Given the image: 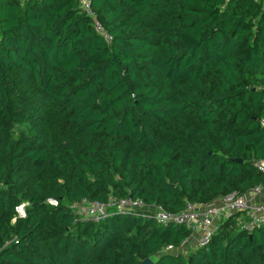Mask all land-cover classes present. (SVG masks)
<instances>
[{
	"label": "trees",
	"instance_id": "trees-1",
	"mask_svg": "<svg viewBox=\"0 0 264 264\" xmlns=\"http://www.w3.org/2000/svg\"><path fill=\"white\" fill-rule=\"evenodd\" d=\"M92 10L110 43L78 0H0V264H264V226L230 218L207 246L161 253L192 231L71 209L130 196L176 213L264 186L262 1Z\"/></svg>",
	"mask_w": 264,
	"mask_h": 264
},
{
	"label": "built area",
	"instance_id": "built-area-1",
	"mask_svg": "<svg viewBox=\"0 0 264 264\" xmlns=\"http://www.w3.org/2000/svg\"><path fill=\"white\" fill-rule=\"evenodd\" d=\"M261 1L264 6V0ZM78 7L87 16L92 18L95 31L105 41L110 43L112 36L93 12L92 0H78ZM261 124L264 127V120ZM255 165L259 170L264 172V161H256ZM22 205H24L22 209L23 216L19 210L21 205L17 208L20 217L25 216V204ZM71 209L79 220L87 222H98L114 213L144 212L163 226L172 224L185 226L192 231L191 236L185 238L178 247L169 245L163 248L161 253L186 254L192 249L207 246L221 224L230 218H235L239 228L247 232L263 227L264 186L258 185L242 194L232 192L219 196L207 204L188 202L184 209L176 213L168 212L161 206L145 204L140 199H134L130 196L122 198L111 197L107 202L84 198L72 204Z\"/></svg>",
	"mask_w": 264,
	"mask_h": 264
},
{
	"label": "rangeland",
	"instance_id": "rangeland-1",
	"mask_svg": "<svg viewBox=\"0 0 264 264\" xmlns=\"http://www.w3.org/2000/svg\"><path fill=\"white\" fill-rule=\"evenodd\" d=\"M27 129L26 125H17L14 129V135L16 137L20 136L23 132H25Z\"/></svg>",
	"mask_w": 264,
	"mask_h": 264
},
{
	"label": "water",
	"instance_id": "water-1",
	"mask_svg": "<svg viewBox=\"0 0 264 264\" xmlns=\"http://www.w3.org/2000/svg\"><path fill=\"white\" fill-rule=\"evenodd\" d=\"M236 162H242V160H236ZM142 264H154V261L151 258L145 259Z\"/></svg>",
	"mask_w": 264,
	"mask_h": 264
},
{
	"label": "clouds",
	"instance_id": "clouds-1",
	"mask_svg": "<svg viewBox=\"0 0 264 264\" xmlns=\"http://www.w3.org/2000/svg\"><path fill=\"white\" fill-rule=\"evenodd\" d=\"M49 203L55 204L56 202L50 200ZM23 207H24V205H21V206H20V209H19V210H20V214H21L22 216L24 215V213H23V211H22Z\"/></svg>",
	"mask_w": 264,
	"mask_h": 264
},
{
	"label": "crops",
	"instance_id": "crops-1",
	"mask_svg": "<svg viewBox=\"0 0 264 264\" xmlns=\"http://www.w3.org/2000/svg\"><path fill=\"white\" fill-rule=\"evenodd\" d=\"M261 200H263V199H261ZM235 221H236V219H235ZM236 224H237V222H236Z\"/></svg>",
	"mask_w": 264,
	"mask_h": 264
}]
</instances>
